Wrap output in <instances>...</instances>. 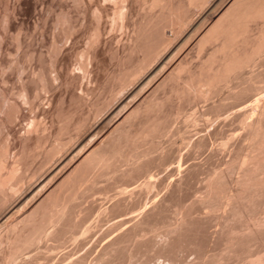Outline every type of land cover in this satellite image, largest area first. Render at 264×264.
<instances>
[{
  "label": "bare ground",
  "instance_id": "obj_1",
  "mask_svg": "<svg viewBox=\"0 0 264 264\" xmlns=\"http://www.w3.org/2000/svg\"><path fill=\"white\" fill-rule=\"evenodd\" d=\"M226 1L56 0L47 54L5 3L0 264H264V0ZM75 12L90 35L65 71ZM103 17L127 37L96 85Z\"/></svg>",
  "mask_w": 264,
  "mask_h": 264
},
{
  "label": "rangeland",
  "instance_id": "obj_2",
  "mask_svg": "<svg viewBox=\"0 0 264 264\" xmlns=\"http://www.w3.org/2000/svg\"><path fill=\"white\" fill-rule=\"evenodd\" d=\"M11 2V4H12V6L14 7V5L16 6V18H15V20L14 21H12V23L10 24V29L11 30H13V31H18L19 29H18V27H22L23 28V31H24V33H23V39H22V41H25V39H26V41H27V44H26V41L24 42L25 43V45H26V47H27V45H28V42L30 43V40H31V37L28 39V38H25V37H28L29 35L30 36H33V41H31L32 42V45H30V47L29 48H31V49H38V50H43L44 52V54H47V52H46V49L49 47V45H50V30H52V19H53V17H54V11H56L57 9H59L60 8V6H59V3L58 2H56V0H21L20 2H18L17 0H2V3H1V5H0V7L2 6V5H4V6H2V9H0V11L2 10V12L4 11V9H5V3L7 4V2ZM231 0H227L226 1V3H228V2H230ZM71 3H72V1H70ZM95 2H97V0H95ZM107 4V6L109 5L108 3H106ZM74 5V4H73ZM45 6V7H44ZM51 6V7H50ZM135 7L137 6L136 4L134 5ZM226 7V4L221 8L223 11L226 9L225 8ZM51 8L54 10H52V12H51ZM50 10V11H49ZM221 10V11H222ZM52 13V14H51ZM76 13V12H75ZM74 13V14H75ZM1 14V13H0ZM78 13H76V15H77ZM81 15V14H80ZM49 18H48V17ZM77 26H79L80 24V26H79V28L80 29H78V31H76L77 33H75V34H73V38L74 37H76V39H74V41H75V43H74V45H73V48H70V46H69V44H67V42L65 43V44H67V45H64V47L62 48L63 49V55H64V57H65V59L61 62V64H62V66H63V69L66 71L67 70V68L68 67H73L74 66V62H75V64H76V61H74V58H75V55H74V53L75 52H77L78 50H80V48H83V47H85L84 45V42L86 41V36L87 35H90V34H87V32L86 31H88L89 30V26H88V23H86V20H87V18H88V16H86V17H84V16H79V15H77ZM80 17L82 18V17H84L85 19L83 20V21H85V23H83V21L80 19ZM44 18H46L45 19V21H44ZM83 19V18H82ZM105 17H103L102 19H101V22H100V25H101V27L104 29H102L104 32H102L101 31V34L102 35H100V38H99V42H100V44H98V46H97V56L96 57H98V58H94L93 60H92V64H94L92 67H93V73H94V75H95V77L97 78V81L99 80V82H97V84L96 85H100V83H102V82H104V81H106L107 80V78H108V74H110L109 72H111L112 70H114V68L116 67V63H115V61L113 60V59H110L109 58V56H108V48L107 47H109V46H112V44H113V47H117V48H120V44L122 43V39H126V37H127V35H125L127 32L126 31H124V34L123 35H121L120 34V32H118L117 30L118 29H114L115 31H114V33H112L113 32V28H111L112 29V32L111 31H108L109 30V24H108V22H107V20L105 19ZM82 21V23H81V21ZM80 21V22H79ZM46 22V23H45ZM49 22V23H48ZM80 24H79V23ZM104 22V24H102ZM51 24V25H50ZM50 25V26H49ZM49 26V27H48ZM84 26V27H83ZM88 27V29L87 30H85L86 28ZM83 28V29H82ZM108 29V30H107ZM49 30V31H48ZM31 31H33V32H31ZM107 32H108V34H107ZM115 32H118V33H115ZM169 32V31H168ZM88 33H90V31H88ZM26 34V35H25ZM41 34V35H40ZM79 34V35H78ZM87 34V35H86ZM103 34H104V36H103ZM113 34V35H112ZM118 34H120L122 37H119L120 38V42L118 43V45H116L117 44V42L114 44V39L115 40H118V38L116 39L115 37H118V36H120V35H118ZM78 35V36H77ZM86 35V36H85ZM111 35H112V37H111ZM116 35H118V36H116ZM125 35V36H124ZM36 36V37H35ZM40 36V37H39ZM35 37V38H34ZM43 37V38H42ZM78 37V38H77ZM86 37V38H85ZM105 37V38H104ZM89 38V37H88ZM38 39V40H37ZM104 39V40H103ZM41 40H42V43H41ZM103 41V42H102ZM40 42V43H39ZM110 42V43H109ZM8 43H9V45H8ZM8 43H4V46L6 47V48H8V49H11V48H9V47H14L15 45L12 43V45L10 44V42L8 41ZM33 43L35 44V45H33ZM86 43V42H85ZM108 43V44H107ZM110 44V45H109ZM108 45V46H107ZM33 46V47H32ZM34 46H36V47H34ZM43 46V48H41ZM215 46V44H210L209 46H208V50L209 49H212L213 47ZM106 49V50H105ZM12 50H14V48H12ZM99 51H100V53H99ZM105 51H107V52H105ZM46 52V53H45ZM107 53V54H106ZM45 56H47V55H45ZM188 57H189V59H191V60H196L198 57H199V52L197 51V49L193 46L190 50H189V52H188ZM76 59V58H75ZM97 59V60H96ZM109 59L111 60V62L109 61ZM101 60V61H100ZM95 62H96V66H95ZM99 62V63H98ZM115 64H114V63ZM98 63V64H97ZM58 64L60 65V62H58L57 63V66H58ZM105 64V65H104ZM36 65V64H35ZM34 65V66H35ZM115 65V66H114ZM62 66H59V70L62 72V74L64 73L63 72V70H62ZM99 67V68H98ZM103 67V68H102ZM106 67V68H105ZM95 68H97L96 70H95ZM249 68H252V67H248V74L249 75H251V70H249ZM71 69H73V68H71ZM74 69H76L75 68V66H74ZM105 69V70H104ZM261 69V68H260ZM109 70V71H108ZM97 71V72H96ZM108 72V73H107ZM85 86V84L83 85V87ZM58 87H59V89H58ZM56 89V91H55V93H54V95L55 96H58L59 94H62L65 98H67V96H68V93L70 92V88H66L65 89V86H63V85H59ZM76 89V91H78V90H80V86L79 85H77V87L75 88ZM69 90V91H68ZM66 93V94H65ZM104 93V92H103ZM65 94V95H64ZM66 100V99H65ZM87 105H85L84 107H82V110L83 111H86L87 110ZM86 108V110H84ZM98 116V115H97ZM97 116H96V118H97ZM92 118L93 117H91L90 119H89V121L88 122H93L94 121V119H95V117L93 118V120H92ZM90 120H92V121H90ZM176 123L177 124H179V122H177L176 121ZM175 123V124H176ZM93 124L94 123H92V124H88L87 123V125H86V127H84L82 130H84V129H87V130H84V131H80L79 133H78V135H77V137H78V141L77 142H83V141H85V139L86 138H88L89 136H90V134L95 130L94 129V126H93ZM174 124V123H173ZM11 125H12V127H18V123H11ZM89 125L92 127V129L90 128V130H88L89 129ZM173 126V125H172ZM176 126V125H175ZM174 127V126H173ZM210 127V126H209ZM226 127H228V126H226ZM206 128H207V126H206ZM193 130V129H192ZM87 131V132H86ZM237 131H239V130H237ZM84 134H83V133ZM90 133V134H89ZM192 133H194V132H192ZM191 133V134H192ZM80 134H83V136L82 137H80L79 138V135ZM193 136H194V134H193ZM82 138V139H81ZM164 139H166V138H164ZM164 141V140H163ZM166 141V140H165ZM163 143H166V142H163ZM182 151V150H181ZM203 155V154H202ZM219 155V154H218ZM223 155H227V154H223ZM222 155V156H223ZM185 156H187L186 154L184 155V157ZM188 157V156H187ZM197 157H199V158H195L196 160L198 159V160H203V162H202V164H204V170L202 171V173L200 174V176H199V178L197 179V180H195L194 181V184L192 185V186H194L193 188L191 187V190H189V191H185V192H188L190 195H191V193L193 192V195H194V193H195V195H199L200 194V192H199V190H197V189H199L200 187H201V185H202V183L204 182V180H205V177L207 176V172H206V170H205V168H207V166H208V163H207V160L203 157V156H197ZM227 158H228V155H227ZM185 160H183L184 162H183V168L184 169H186L187 168V164H189V162H193V159L191 160V159H189L188 161L186 160L187 158H184ZM37 160V159H36ZM186 161V162H185ZM185 164V165H184ZM173 166L174 165H169L166 169H165V171H164V169L162 170V171H158L157 169H154L152 172H153V174H155V171H156V174L157 173H159L160 174V172H162L163 173V171H164V173L163 174H161V175H170L171 176V178L172 179H178L177 177H179L180 178V176L179 175H175V173L173 172L174 170H172L173 169ZM190 166V165H189ZM170 168H172V169H170ZM168 169V170H167ZM170 173H169V172ZM168 172V173H167ZM171 172H172V174H174V175H172L171 174ZM167 173V174H166ZM198 187V188H197ZM196 191H198V192H196ZM191 192V193H190ZM190 195H186L187 197L189 196L190 197ZM192 195V196H193ZM185 196V197H186ZM189 198H187V202H189V200H191L192 198L190 197V199L188 200ZM186 201V200H185ZM216 226V224L214 223V226L213 227H215ZM78 253H81V252H78ZM193 256H191V258H192Z\"/></svg>",
  "mask_w": 264,
  "mask_h": 264
}]
</instances>
